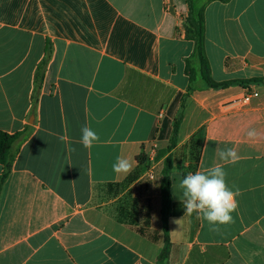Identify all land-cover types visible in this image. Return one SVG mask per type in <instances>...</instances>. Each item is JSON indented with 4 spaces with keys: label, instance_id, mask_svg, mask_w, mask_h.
<instances>
[{
    "label": "crops",
    "instance_id": "0c3cea01",
    "mask_svg": "<svg viewBox=\"0 0 264 264\" xmlns=\"http://www.w3.org/2000/svg\"><path fill=\"white\" fill-rule=\"evenodd\" d=\"M188 11L186 0H0V130L19 135L0 189V264H264V84L232 107L246 88L205 89L196 78L169 151L188 61L198 67ZM205 27L216 82L264 79V0L211 2ZM85 125L100 137L90 149L79 143ZM229 147L238 208L211 231L185 215L179 184ZM169 155L174 214L160 263ZM118 156L137 162L130 174L113 171ZM5 172L0 163V181Z\"/></svg>",
    "mask_w": 264,
    "mask_h": 264
},
{
    "label": "trees",
    "instance_id": "16d2710c",
    "mask_svg": "<svg viewBox=\"0 0 264 264\" xmlns=\"http://www.w3.org/2000/svg\"><path fill=\"white\" fill-rule=\"evenodd\" d=\"M231 0H186L188 5V16L184 22V28L186 32V38L194 43V59L198 65L196 69L192 67V62L188 61L187 71L192 80L187 95L182 101L181 111L175 119L173 134L170 140L169 151L172 152L178 144V137L181 129V125L184 120V110L187 99L191 93L196 90L197 85L195 83L196 78H199L204 84L205 89H226L233 85H240L241 87L250 89L249 85L252 84H264V79H252V80H236L228 82H216L212 77L211 66L206 54L205 48V10L209 3L220 2L229 3ZM19 138V135H11L0 130V163L4 165L6 172L4 173L0 181L1 185L6 179L13 162L12 149ZM197 146H194L196 151ZM146 155L142 154L138 157V162L145 164ZM171 174H172V155H169L164 161L161 176V196H162V222L165 245L162 253L159 256V262H165L170 253L171 242L169 238L168 221L173 216V198L171 193ZM141 233L143 234L142 230ZM156 238V237H154Z\"/></svg>",
    "mask_w": 264,
    "mask_h": 264
},
{
    "label": "clouds",
    "instance_id": "9594fccd",
    "mask_svg": "<svg viewBox=\"0 0 264 264\" xmlns=\"http://www.w3.org/2000/svg\"><path fill=\"white\" fill-rule=\"evenodd\" d=\"M249 138H255L254 129L247 132ZM100 142V137L90 126L81 129L79 143L90 149ZM217 155L222 163H215L211 167L189 172L181 180L179 187L182 189V203L185 215L196 214L198 219L207 221L211 231H219V227L234 222L232 213L238 208L236 197L239 190L233 191L227 184V173L224 165L236 163L239 155L234 147L220 148ZM137 162L133 158L118 156L112 165L116 174L128 175L133 171Z\"/></svg>",
    "mask_w": 264,
    "mask_h": 264
},
{
    "label": "built area",
    "instance_id": "2783aa9c",
    "mask_svg": "<svg viewBox=\"0 0 264 264\" xmlns=\"http://www.w3.org/2000/svg\"><path fill=\"white\" fill-rule=\"evenodd\" d=\"M259 96H260L259 91L254 90V89H249V90H246V93L242 98L234 99L230 105L232 107L249 105L251 103L252 99L258 98ZM152 152L155 153V149H152ZM154 170H155V165H151L149 167V170L147 173L148 179H150V180L156 179V175H155Z\"/></svg>",
    "mask_w": 264,
    "mask_h": 264
},
{
    "label": "rangeland",
    "instance_id": "374dc122",
    "mask_svg": "<svg viewBox=\"0 0 264 264\" xmlns=\"http://www.w3.org/2000/svg\"><path fill=\"white\" fill-rule=\"evenodd\" d=\"M132 199V198H131ZM132 200H130L128 197L124 198V200L122 199V201H120L121 205H130L129 203H131Z\"/></svg>",
    "mask_w": 264,
    "mask_h": 264
}]
</instances>
